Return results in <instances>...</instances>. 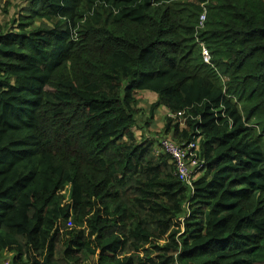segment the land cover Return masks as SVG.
<instances>
[{"label":"trees","instance_id":"16d2710c","mask_svg":"<svg viewBox=\"0 0 264 264\" xmlns=\"http://www.w3.org/2000/svg\"><path fill=\"white\" fill-rule=\"evenodd\" d=\"M140 92L157 96L145 125L165 108L163 135L200 137L193 188L137 138ZM8 255L264 264V0H27L0 27V264Z\"/></svg>","mask_w":264,"mask_h":264},{"label":"rangeland","instance_id":"374dc122","mask_svg":"<svg viewBox=\"0 0 264 264\" xmlns=\"http://www.w3.org/2000/svg\"><path fill=\"white\" fill-rule=\"evenodd\" d=\"M7 3H9V5H7ZM25 3L26 1L24 0H0V27L5 24H9L11 26L12 21L18 18V14L21 8L25 5ZM137 97L140 99L139 106L142 108L141 109L142 112L139 114L138 117V125L135 128L136 133H138L139 134L138 136L140 137L141 136L146 137L147 135L151 139H155L157 136L159 137V139L162 138L160 131L163 128L162 125H164L165 123V116L167 111H164L162 108H160L156 113V119L150 125H145L144 122L147 116L146 113L148 107L150 103L153 102L156 98L154 96V93L151 92H142V94L141 92L137 93ZM154 143H155V147L159 148L158 140H154ZM161 243H164V241H162ZM10 260L11 257L9 255L6 256L3 264H5V262L10 263ZM90 262L93 264L94 261L91 260ZM67 264H70V262Z\"/></svg>","mask_w":264,"mask_h":264},{"label":"built area","instance_id":"2783aa9c","mask_svg":"<svg viewBox=\"0 0 264 264\" xmlns=\"http://www.w3.org/2000/svg\"><path fill=\"white\" fill-rule=\"evenodd\" d=\"M203 12L200 15L199 29H202L205 25L207 18V10L203 5ZM204 60L210 63V53L207 48H203ZM198 141L194 139L188 144H177L172 140L165 139L162 141V147L165 152L170 154L176 165V174L179 178L189 186H192V182L196 177L197 172L203 167L205 161L201 159L198 151ZM68 225L72 226L71 220L68 221Z\"/></svg>","mask_w":264,"mask_h":264},{"label":"clouds","instance_id":"9594fccd","mask_svg":"<svg viewBox=\"0 0 264 264\" xmlns=\"http://www.w3.org/2000/svg\"><path fill=\"white\" fill-rule=\"evenodd\" d=\"M24 1H26L27 2V0H24ZM199 29V28H198ZM204 48V47H203ZM206 48V47H205ZM209 51V50H208ZM210 53V52H209ZM204 57V56H203ZM210 58H211V56H210ZM205 61V60H204ZM206 62V61H205ZM210 62H211V60H210ZM207 63V62H206ZM208 64H210V63H208ZM168 114V111H167V113H166V115ZM172 117V116H171ZM173 119H175V120H179V121H181V127H184L185 126V122H186V118L184 117V114H182V115H180L179 117H177L176 118V114L172 117ZM155 119H156V116H155ZM162 126H164V125H162ZM161 126V127H162ZM160 131V130H159ZM136 132V131H135ZM163 128H162V130L160 131V133H161V137L162 138H160L159 139V137L157 136L155 139H151V138H149L147 135H146V137H143V136H138L137 135V133H136V136H137V138L138 139H141V138H143V139H148V140H158V142H159V148H156L155 147V149H157L156 150V152L157 153H164V154H168L167 152H165L164 151V149H163V147H162V141L163 140H165V139H168V140H172V141H174V142H176L175 141V139H173V137H172V135H163ZM140 137V138H139ZM194 139H197V141H198V151H199V153H200V137H194L191 141H193ZM191 141H189V142H191ZM189 142H183L184 144H188ZM177 143V142H176ZM178 144V143H177ZM182 144V143H181ZM170 157H171V159H172V161L174 162V160H173V158H172V156L170 155V154H168ZM202 159V158H201ZM202 160H204V159H202ZM205 161V160H204ZM174 164H175V162H174ZM204 167H205V163H204V165H203V167L197 172V174H196V177H195V179L193 180V182L202 174V172H203V169H204ZM175 173H176V165H175ZM177 177L179 178V176L177 175ZM179 180H181L180 178H179ZM182 181V180H181ZM183 182V181H182ZM193 182H192V186H189V185H186L184 182V184L187 186V187H189V188H193ZM9 263V262H8ZM5 264H7V263H5Z\"/></svg>","mask_w":264,"mask_h":264},{"label":"crops","instance_id":"0c3cea01","mask_svg":"<svg viewBox=\"0 0 264 264\" xmlns=\"http://www.w3.org/2000/svg\"><path fill=\"white\" fill-rule=\"evenodd\" d=\"M154 96H155V98L157 97L155 94H154ZM164 111H167L165 108H162ZM137 135H139L138 133H137Z\"/></svg>","mask_w":264,"mask_h":264},{"label":"bare ground","instance_id":"6f19581e","mask_svg":"<svg viewBox=\"0 0 264 264\" xmlns=\"http://www.w3.org/2000/svg\"><path fill=\"white\" fill-rule=\"evenodd\" d=\"M202 13V12H201ZM104 17V16H103ZM163 119V118H162Z\"/></svg>","mask_w":264,"mask_h":264}]
</instances>
